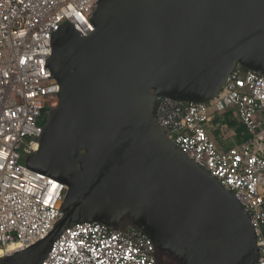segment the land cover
<instances>
[{"label":"water","instance_id":"obj_1","mask_svg":"<svg viewBox=\"0 0 264 264\" xmlns=\"http://www.w3.org/2000/svg\"><path fill=\"white\" fill-rule=\"evenodd\" d=\"M95 30L67 24L49 67L60 85L35 172L67 187L53 230L0 264H43L69 228L124 224L178 264H257L250 216L156 120L159 99L211 101L237 68L264 76V0H98Z\"/></svg>","mask_w":264,"mask_h":264},{"label":"built area","instance_id":"obj_2","mask_svg":"<svg viewBox=\"0 0 264 264\" xmlns=\"http://www.w3.org/2000/svg\"><path fill=\"white\" fill-rule=\"evenodd\" d=\"M97 5L98 0H0V251L28 249L62 217L67 187L33 171L26 160L39 150L46 117L58 105L60 85L49 67L54 36L67 24L83 36L92 34ZM230 111L254 140L222 150L211 136L213 122ZM156 120L246 210L259 248L257 264H264V154L258 148L264 76L237 68L206 104L159 99ZM228 129L221 125L223 133ZM43 264H157V250L137 228L86 222L67 229Z\"/></svg>","mask_w":264,"mask_h":264},{"label":"crops","instance_id":"obj_3","mask_svg":"<svg viewBox=\"0 0 264 264\" xmlns=\"http://www.w3.org/2000/svg\"><path fill=\"white\" fill-rule=\"evenodd\" d=\"M221 125L229 127L228 133L221 131ZM212 138L222 150H229L242 143L253 141V136L249 134L247 129L239 122L236 113L227 112L220 117H216L213 122ZM262 144L258 145L264 154V131L260 134Z\"/></svg>","mask_w":264,"mask_h":264},{"label":"bare ground","instance_id":"obj_4","mask_svg":"<svg viewBox=\"0 0 264 264\" xmlns=\"http://www.w3.org/2000/svg\"><path fill=\"white\" fill-rule=\"evenodd\" d=\"M217 96V95H216ZM214 99V98H213ZM212 99V100H213ZM211 100V101H212ZM210 102V101H209ZM206 104V103H205ZM18 246H11L8 251H0V259L4 258V257H7V256H10L9 254L11 253H14V252H17L19 248H17ZM19 252V251H18ZM12 255V254H11Z\"/></svg>","mask_w":264,"mask_h":264},{"label":"flooded vegetation","instance_id":"obj_5","mask_svg":"<svg viewBox=\"0 0 264 264\" xmlns=\"http://www.w3.org/2000/svg\"><path fill=\"white\" fill-rule=\"evenodd\" d=\"M125 228H128V225H126V224H124L123 226H122V229H125ZM168 256H166V255H164L163 257H161V256H159L158 254H157V264H170L168 261H166V258H167ZM169 258H171V257H169Z\"/></svg>","mask_w":264,"mask_h":264},{"label":"trees","instance_id":"obj_6","mask_svg":"<svg viewBox=\"0 0 264 264\" xmlns=\"http://www.w3.org/2000/svg\"><path fill=\"white\" fill-rule=\"evenodd\" d=\"M166 261H168L170 264H178L177 261H175L173 258H166Z\"/></svg>","mask_w":264,"mask_h":264}]
</instances>
